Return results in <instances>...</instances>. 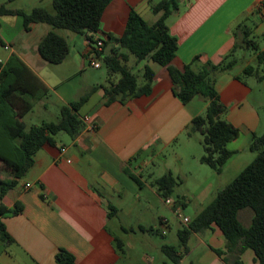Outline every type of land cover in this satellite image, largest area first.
I'll return each mask as SVG.
<instances>
[{
	"label": "crops",
	"instance_id": "1",
	"mask_svg": "<svg viewBox=\"0 0 264 264\" xmlns=\"http://www.w3.org/2000/svg\"><path fill=\"white\" fill-rule=\"evenodd\" d=\"M43 1L31 0L27 4L19 0H2L0 5L7 4L12 10L29 12ZM161 1L113 0L103 13L99 36L104 40L108 34L122 36L132 9L148 23H155L159 15L153 12V6ZM176 2L177 8L167 19V25L178 40L179 48L172 63L178 69H183L196 57L199 61L195 63V69L206 62H221L235 45L236 26L246 19H250L247 21L249 25L255 23L252 35L264 39V0ZM2 24L13 28L16 33L5 37L0 31L4 47L9 51L8 55L0 58V62L6 63L11 55H17L49 87L48 96L32 111H48L52 95L59 98L57 109L60 111L62 107L79 101L94 87L98 88L79 111L82 120L89 119L88 123L84 122V130L75 138L67 133L69 138L61 133L56 135L55 145L44 146L35 156L34 167L24 178L17 179V185L6 194L3 205L7 211L0 220L12 241L4 242L0 238V264H57L55 257L60 249L73 254L76 264H120L123 255L115 247V238L120 237L110 227L112 220L118 219L117 229L127 234L134 227L120 224L121 214H131L142 206L158 212L166 204L150 185L154 177L149 176L146 180L143 172L153 162L152 159L163 157L164 152L174 146L193 118L205 111L207 102L196 97L184 105L172 91L166 67L148 59L135 63L131 58L129 65L134 72L143 70L146 65L155 72L152 93L133 98L125 104L118 101L107 104L105 91L100 87L104 85L102 80L86 78L87 61L92 67L89 59L92 47L85 35H73L68 31L59 33L69 44V55L59 66L69 73L58 76L38 52V44L51 31L50 26L33 24L27 32L20 16L2 17L0 30ZM259 48L264 51V42ZM238 59L241 63L244 61L239 54ZM256 59L257 54L254 53L246 64L243 63L240 73L233 71L237 64L231 72L222 73L217 78L220 100L228 108L225 119L238 129L239 136L227 145L234 155L220 175L213 171L198 187L196 192L199 196H215L227 186L219 181L229 169L241 172L249 165H242L241 158L250 151L253 136L264 133V90L257 84L264 80L249 76L256 80L254 84L243 77L244 69ZM47 118L42 114L40 124L53 122ZM66 141H71V144H66ZM173 153L178 162L182 161L179 152ZM126 168L141 178L143 187L125 172ZM167 170L179 177L168 167ZM5 173L6 176L2 174L3 179L12 178ZM186 204L184 201L168 207L175 211ZM17 206L21 207V212L9 215L8 210ZM110 206L116 212H112ZM165 220L164 215L158 216L161 226ZM138 226L143 227L141 223ZM205 232L212 233L216 244V247H209L208 264H226L213 251L225 250L223 233L215 226ZM241 260L243 264H258L252 250H246Z\"/></svg>",
	"mask_w": 264,
	"mask_h": 264
},
{
	"label": "trees",
	"instance_id": "2",
	"mask_svg": "<svg viewBox=\"0 0 264 264\" xmlns=\"http://www.w3.org/2000/svg\"><path fill=\"white\" fill-rule=\"evenodd\" d=\"M112 1L52 0L53 12L42 6L29 12L12 10L7 4H3L0 5V19L5 16H20L27 32L33 24L50 26L51 31L38 44V52L51 65L62 64L69 55L68 41L57 30L85 35L92 50L98 42H102L104 51L99 54V58L107 67L108 76L106 83L100 87L105 91L107 104L116 101L125 104L133 98L152 93L155 72L146 65L143 68V83H139V76L129 65L131 58L135 63L148 59L166 67L172 81V91L181 103L187 105L196 97L207 102L205 111L193 118L185 131L190 137L194 134L203 137L205 153L200 162L220 175L225 164L234 155L227 145L238 138L239 131L225 119L228 108L220 100L216 88L217 78L236 67L241 51L252 48L257 54V66H247L243 74L253 76L258 81L264 80V74L259 72L264 64V51L250 39L255 23L251 22L249 25L247 21L250 19H246L236 26L235 45L221 62H206L195 69L194 65L199 61V57H196L192 63L178 69L172 63L179 44L167 25V19L177 8L176 0H163L153 6V12L159 15L153 24L132 9L123 35L117 37L108 34L107 40H104L99 36L102 32V17ZM0 45L4 46L1 38ZM108 46L111 47L106 50ZM97 88L94 87L79 101L62 107L58 121L33 125L27 130L24 117L48 96L49 87L17 55L13 54L6 63H0V216L7 211L3 205L6 194L17 185V179L24 178L34 167L36 154L46 145H55V136L59 133H67L75 138L84 130L85 125L79 111ZM249 150L256 153L255 159L219 191L188 225L179 230L183 252H188L187 243L192 235L212 230L215 226L223 233L226 245L225 250L213 251L226 264H243L241 256L246 250H252L257 263L264 264V133L253 136ZM3 172L9 173L12 178L3 179ZM125 172L140 187L144 186L140 177L127 168ZM182 183L181 178L172 172L150 181V185L165 201L174 195L176 188ZM183 202L178 200L177 204ZM110 208L112 212H116L113 206ZM247 208L253 211L248 227L239 220V212ZM21 210L17 206L8 210V213L17 215ZM0 238L4 242L12 241L1 220ZM115 247L121 255L125 254V242L121 238H115ZM162 251L175 264H179L183 258V253L174 246H163ZM55 259L57 264H76L74 255L65 249H60Z\"/></svg>",
	"mask_w": 264,
	"mask_h": 264
},
{
	"label": "rangeland",
	"instance_id": "3",
	"mask_svg": "<svg viewBox=\"0 0 264 264\" xmlns=\"http://www.w3.org/2000/svg\"><path fill=\"white\" fill-rule=\"evenodd\" d=\"M2 1V0H0ZM19 2L29 4L31 0H19ZM39 6L47 8L53 12L52 0H45L43 3L39 2ZM31 11V10H29ZM1 34L5 37H12L15 35V30L6 24H2ZM58 33H68L64 30H57ZM70 34V33H69ZM74 35V34H73ZM253 40L258 45H262L264 39L262 37L251 35ZM9 51L4 46L0 45V58L8 55ZM254 55L252 48L243 50L239 53L241 58H244L238 63L237 67L233 70L235 73H240L241 66L246 64L250 58ZM252 66L256 67L257 63L252 62ZM87 71L86 78L88 80H102L105 84L108 76L107 67L102 63L101 68L95 69L89 66V62L86 63ZM50 68L57 72L58 76L68 74L69 72L60 67L59 65H50ZM260 74H264V66L260 69ZM136 73L139 76V83H143V70H137ZM243 77L248 79L249 82L256 84V80L248 78L243 74ZM260 84V88L264 90V82ZM59 105V98L56 95H52L49 99L48 111H42L41 109H35L24 117V122L27 125V130L33 125L40 124L41 115H46L49 121H58L60 111L57 109ZM60 135L67 136L65 133ZM203 137L200 134H194L192 137L188 136L186 131L182 134L177 141L173 144L169 150L164 152L163 157H156L152 159V163L147 166L143 172L144 179L148 180L150 177H161L167 173V167L174 171L179 178L183 181L182 185L177 187L174 195L170 198L177 204L178 200L185 201L187 204L184 207L179 208V212L182 215L180 219L175 211L168 207V204L164 203L160 211H149L143 206L137 211L131 214H121L120 224L127 227H134L133 230H128L127 234L117 229L119 225L118 219H113L110 227L117 233V235L125 242V254L120 264H175L170 258H168L162 251L163 245L174 246L183 253V258L179 264H208V254L210 253L209 247H216L211 232H202L197 235H192L187 243L188 252H183V248L180 247V240L178 236L179 230L183 229L186 225L183 222L184 218H194L201 210H203L214 198L199 196L196 192L199 186L207 181V177L213 173L210 166L202 164L198 161L199 157L204 155V148L202 145ZM60 143V142H59ZM66 144H71V141H66ZM174 151L181 154L182 161L178 162L174 157ZM256 157V153L248 152L241 158L242 165L251 163ZM200 162V163H199ZM245 167V166H242ZM244 169V168H242ZM242 171V170H240ZM236 173L233 169H229L219 181L224 185L230 184L236 177ZM153 174V175H152ZM6 176V173L3 172ZM128 198H132L128 195ZM164 215L168 221L170 229L167 230V234L163 235V226L158 223V216ZM253 217V211L249 208L243 209L239 212V220L241 223L248 227L251 224ZM139 223L143 227H139ZM213 239V240H212Z\"/></svg>",
	"mask_w": 264,
	"mask_h": 264
},
{
	"label": "built area",
	"instance_id": "4",
	"mask_svg": "<svg viewBox=\"0 0 264 264\" xmlns=\"http://www.w3.org/2000/svg\"><path fill=\"white\" fill-rule=\"evenodd\" d=\"M103 51H104V47H103L102 42H98V44L95 45V49L91 51L89 59H90V64H91V66L93 68H95V69L101 68L102 62H101V60L99 58V54H101ZM83 122L88 123L89 119L88 118H84ZM61 151L64 152L65 149H62ZM26 186L30 187V184H27ZM166 203L168 205L174 206V203H173V201L171 199L166 200ZM175 213L177 214V216L180 219L182 218V215L180 214L178 208H176ZM183 222L185 223V225H188L191 222V220L186 217V218L183 219ZM167 224H168V221H166V220L162 222V225H163L162 234L163 235H166L167 234V230L169 229V226Z\"/></svg>",
	"mask_w": 264,
	"mask_h": 264
},
{
	"label": "water",
	"instance_id": "5",
	"mask_svg": "<svg viewBox=\"0 0 264 264\" xmlns=\"http://www.w3.org/2000/svg\"><path fill=\"white\" fill-rule=\"evenodd\" d=\"M111 46H108L107 48L109 49Z\"/></svg>",
	"mask_w": 264,
	"mask_h": 264
}]
</instances>
